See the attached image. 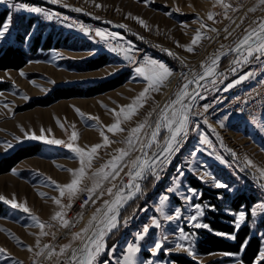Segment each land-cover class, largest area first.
Masks as SVG:
<instances>
[{
	"label": "rangeland",
	"instance_id": "374dc122",
	"mask_svg": "<svg viewBox=\"0 0 264 264\" xmlns=\"http://www.w3.org/2000/svg\"><path fill=\"white\" fill-rule=\"evenodd\" d=\"M223 4L231 7H223L218 0H58L57 3L0 0V16L5 13L0 30L7 26V31L0 37V49L17 46L23 50L26 59L20 68L0 69V160L25 146L36 151L0 173V196L5 198L0 200V249H3L0 264H56L80 240L73 239L74 234L83 235L82 230L97 209L111 197L107 190L111 188L114 194L117 188H126L124 186L131 180L128 173L134 172L133 161L140 158L145 149L141 150V142L147 143L150 139L161 111L188 77L182 69L188 66L190 74L200 72L225 47L236 44L245 32L264 18V5L259 0H223ZM241 7L243 13L238 15ZM31 8L41 11L32 12ZM251 8L256 10L249 11ZM65 10H72L99 25L98 31L102 35L70 25L64 16ZM136 18L143 20L144 25ZM115 25L123 27L117 29ZM197 32L202 38L193 45ZM219 32L225 33L220 40L222 46L214 45L213 39ZM108 35L120 40L128 37L131 52L118 57L111 46L98 49L97 42L106 40ZM142 35L155 39L160 48L150 53L141 52L137 38ZM185 46H191L193 50L187 51ZM100 54H106L104 65L84 68L87 61ZM246 55L244 49L229 54L220 62L215 75L197 88V99L192 108L194 114L202 116L206 102L212 96L235 86L245 88L258 77L257 62L262 54L254 53L245 62ZM143 57L146 62L152 60L165 65L172 75L158 91L149 89L143 106L137 107L131 119L124 120L121 109L126 111L127 106L133 105L149 88L144 75L136 71L138 67L146 70L149 67L141 62ZM179 71H182V78L176 85L174 79ZM241 77L247 78L241 80ZM112 80L120 82L116 87L92 96L54 98L60 87ZM237 80L240 82L236 83ZM118 119L123 131L114 134L108 128ZM141 123H145V127L139 133V140L133 139L130 146L127 140L131 130ZM217 123L225 131V126L231 124L228 147L240 161L237 169H228L225 157L212 150L217 133L202 121L192 120L183 141L170 155L166 154L167 160L156 168L158 173L161 167L167 169L166 175L159 174L160 179L156 180L149 174L140 185L142 192L120 211L119 226L105 236V247L96 264H123L129 245L139 249L134 257L136 264H174L171 255L176 254L200 264H244L238 253H199L198 241L210 228L194 225H208L205 218L210 216L209 212L227 214L235 227L239 213L243 212L245 219L240 226L248 224L252 233L262 238L261 251L264 250V227L261 225L264 208L258 207L264 204V178L247 164V160H251L257 168L264 169V115L241 118L237 113V119H234L231 114L224 113ZM73 132L77 134L76 139H72ZM102 132L110 141L107 145H104ZM32 135L44 139H30ZM166 135L167 129L161 127L157 142L146 148V153L150 155L158 150L157 145L161 146ZM46 140L63 143H46ZM204 140L208 142H202ZM97 144L102 147L94 155L91 167L86 168V176L79 185L81 189L93 186L94 180L98 179L94 173L118 156L119 149L128 151L129 155L118 162V175L102 181L86 209L89 212L87 221L77 224L74 219L70 222L66 216L69 204L87 191H80L70 198L67 192L61 196L58 186L70 183L73 174L69 170L81 167L80 157L73 148L87 152ZM160 158L164 159L163 156ZM218 183L225 187H216ZM170 188L173 190L169 191ZM241 196L247 202L251 201L249 207L245 204L238 208L233 206ZM56 200H60L59 205ZM6 201H14L23 207L13 208ZM24 207L28 211H24ZM57 212H62L63 219L69 222L68 227H64L59 219H53ZM170 216L173 218L168 219ZM193 216L196 220L191 219ZM37 218L44 225L46 235H41ZM69 228L70 232L65 236L63 232ZM221 236L232 239V236ZM156 243L161 244L159 249L155 248ZM69 244L71 248L61 254L60 249ZM53 251L55 254L50 255ZM259 260L258 255L256 262Z\"/></svg>",
	"mask_w": 264,
	"mask_h": 264
},
{
	"label": "snow or ice",
	"instance_id": "6c2138e0",
	"mask_svg": "<svg viewBox=\"0 0 264 264\" xmlns=\"http://www.w3.org/2000/svg\"><path fill=\"white\" fill-rule=\"evenodd\" d=\"M52 3H57L58 0H51ZM218 3H221L223 7L228 8L231 7V5L223 4V0H218ZM259 3L261 5H264V0H259ZM99 7V5H97ZM32 12H40L41 9L39 8H31L29 9ZM255 8L249 9V11H255ZM138 22L143 26L144 21L139 20ZM209 19H212V15L209 14ZM255 23V22H254ZM123 27V25H121ZM203 27V25H202ZM7 31V26H4L2 30H0V37L4 35V32ZM212 31H215V29H212ZM227 31V30H226ZM98 36L102 35L99 31L96 33ZM230 34V33H229ZM200 32H197L196 35L193 37L192 44L195 45L200 39H201ZM187 51H192L191 46H185ZM241 49H244L246 51L247 55L244 57V61L247 62L248 57H252L254 53H261L264 54V21H261L257 28L252 29V31L247 32V34L239 41L236 49L234 51L240 52ZM115 50V49H114ZM219 56L211 60V63L204 68L203 75L199 76L200 80H203L205 77L213 76L215 75V67L218 64ZM149 67L147 70L143 67H138L136 69L137 73L143 74L144 78L149 82V88H146L144 92L140 94L139 97L133 102V105L127 106V110L121 109V112L124 115V120H129L131 117L136 113L137 107H142V101L145 99V94L149 91V89L158 91L160 86L163 85L164 81L172 75L170 70L163 64H159L156 61L149 60L146 62ZM147 71V74L145 72ZM251 75V74H249ZM247 77H241V80L246 79ZM194 81H189V83H192ZM240 80H237L236 83H239ZM233 85H229V87H232ZM188 85L185 84L184 87L176 93V100L172 101L171 105L166 106L164 110L161 111L160 120L156 123L155 129L151 132V137L147 141V143L141 142V150L144 148H151L154 143L157 142V137L160 134L161 127L167 128L168 132L170 133V136L166 138L165 145L161 149L160 153H153V157L149 158L147 156V153L144 154V159L137 158L136 161H133V167L135 168V172H129L128 175L131 177V180L128 185H125L124 187L128 188L129 191L125 195L123 188L119 189L115 194H113L112 189L109 188L108 194L110 196L114 195V198L111 201H104V212L102 218L99 220L96 230L92 232V234L89 236L87 233L89 232V229L93 227V221H96V215L92 217V219L89 221L88 227L82 230L83 234L76 233L73 236V239H82L84 240L83 247L79 249V254H77V250H73L70 258H69V264H96V261L104 249V238L107 236L112 230L116 229L119 226L120 221L118 220L120 209L128 202V200L132 199L137 193H141L142 189L140 187L139 183H135L136 180H143L146 179L149 174H151L156 180L160 179L159 173L156 171L157 167H160L164 164V162L167 160V155H170L175 149V145L179 143L178 137L181 136L182 133H186L187 125L189 123V111L190 108L188 105H184L182 101L185 97L191 95V98L194 100L196 93L190 94L187 91ZM227 90V89H226ZM180 104L181 107L179 109H172L171 116L168 115L167 109L171 108L172 105ZM135 105V106H134ZM207 106H205L206 110ZM77 112L79 110L77 109ZM97 119V118H92ZM121 121L118 119L115 123H113L111 126H109L108 130L110 132H113L114 134L119 131H123V129L120 127ZM146 123V122H145ZM145 123L139 124L136 128H133L131 130L129 139L127 140V143L132 146L133 139L139 140V133L144 129ZM101 135L104 137V145H107L110 143L107 136H104V133L102 132ZM30 139H44L43 137H37L35 135H32L29 137ZM77 134L75 132L72 133V139H76ZM46 143H54V144H61L62 141L59 140H46ZM204 143H207V140L202 141ZM159 147V145H157ZM68 147H72L71 145H68ZM102 145L97 144L91 147L90 151L85 152L81 148H73V151L80 157L81 167L78 170H69L72 171L73 179L70 183L64 185V186H58L60 190L61 196L65 195V192H67V195L71 198L75 196L80 191H87L89 200L92 199L93 195L96 194L97 189L101 187V183L103 180H107L110 176L114 177L115 175H118V168H119V161H122L125 156L129 155L128 151L124 149H119V155L114 156L108 163L103 165L100 169L97 170V172L94 173V176L98 179L94 180L93 186L91 188L81 189L79 185L83 182V179L86 176V168L91 167V161L94 158V155L97 153V150L101 148ZM161 156L164 157L163 160H161ZM247 164L253 168H256L257 172H259L260 177L264 178V169L257 168L256 165L253 164L251 160H247ZM106 169H108L106 171ZM55 183V182H53ZM115 187V185H113ZM216 187H225V185L222 184H216ZM173 189H169V191H172ZM100 195H103L101 192ZM5 198L0 196V200H4ZM166 199V198H165ZM7 203H10L13 208H19L23 207L22 205H19L15 203L14 201H6ZM58 205L60 204V200L55 201ZM94 202V201H93ZM88 201L86 200L84 204H87ZM161 205H163L164 200L162 199L160 201ZM70 206V205H69ZM83 206V205H82ZM199 205H196V208L199 209ZM260 208H264V204L258 205ZM24 211H28L26 207H24ZM101 210L97 209V212L99 213ZM202 215V213H200ZM173 217H168V219H172ZM53 219H59L64 227L69 226V222L67 220L63 219L62 212H57ZM192 220H196V216L191 217ZM245 219V214L243 212L239 213L238 220L236 222V227L239 228L240 223H242ZM37 223L39 224V227L41 228V235H46V233L43 232L44 225L39 223V220L37 218ZM126 223V221H125ZM196 228H207L208 225L206 224H200L196 223L194 225ZM147 228L144 229L145 232H147ZM217 235H224L222 233H217ZM142 238V237H141ZM184 238L183 236L181 237ZM232 239L235 237L232 236ZM161 247L160 243H156L155 248L159 249ZM71 248V245H65L60 249V253L64 254L67 249ZM0 251H3V249H0ZM139 251V249L133 245H129L127 248V255L124 257L123 264H136V261L134 259L135 254ZM55 254L54 251L50 253V255ZM259 258L261 260H264V250H262L259 254Z\"/></svg>",
	"mask_w": 264,
	"mask_h": 264
},
{
	"label": "built area",
	"instance_id": "2783aa9c",
	"mask_svg": "<svg viewBox=\"0 0 264 264\" xmlns=\"http://www.w3.org/2000/svg\"><path fill=\"white\" fill-rule=\"evenodd\" d=\"M241 8L238 10V15H240V13H243V9ZM64 16L66 21L70 25L76 28H80L83 31L89 30L90 33H95L99 30V25L95 24L94 22H90L89 20L85 19L84 16L79 15L72 10H65ZM114 27L117 29L121 28L119 26ZM125 33L126 36H130L127 31H125ZM224 35V32H219L216 35L215 39H213L214 45L222 46L220 40ZM128 37L124 40H120L119 38L108 35L106 40H99L96 44V47L98 49H102L104 48V46H111L115 49L114 53L118 57H122L131 52V40ZM137 43L140 47L141 52L144 53H150L153 50L160 48L155 44V40L145 35L139 36L137 38ZM223 43L225 44V41H223ZM226 48L227 47H225V49ZM224 50L221 53H223ZM227 56H229V54L222 57V60ZM141 62L146 63V58L143 57L141 59ZM206 106V110L203 111L202 122L206 125L209 123H215V125L217 126V129H213V131L217 133V138L215 144L212 146V150L215 153L225 157L228 169H237V165L238 163H240V161L237 159L236 154L228 147L230 146V144L227 139V135L228 133L232 132V130L229 128L230 123L225 126V129H227V131H225L219 126V124L217 123V119L224 113L231 114L235 119H237V113L241 118H259L264 115V71L260 72L258 77L254 78L251 83L245 88L235 86L232 90L224 91L212 96L207 100ZM184 137L180 142L183 141ZM160 171L159 174L162 176H165L167 173V169H165L164 167H161ZM126 180L127 178L125 177L124 181ZM92 199L89 200L87 192H82L74 200H72V202L69 204L70 206H68V211L66 214L70 222H73L74 219L77 220L83 215V213H85ZM86 200L88 201V203L84 204ZM56 264H64V262H62L59 258Z\"/></svg>",
	"mask_w": 264,
	"mask_h": 264
},
{
	"label": "trees",
	"instance_id": "16d2710c",
	"mask_svg": "<svg viewBox=\"0 0 264 264\" xmlns=\"http://www.w3.org/2000/svg\"><path fill=\"white\" fill-rule=\"evenodd\" d=\"M5 13L0 16V23L3 21ZM24 52L17 46H6L0 49V69L20 68L25 64ZM107 62L106 54H100L91 58L85 63V69H95L101 67ZM119 80L109 82H96L87 86H65L56 90L54 98L73 97V96H92L118 85ZM52 98V99H54ZM51 101V100H50ZM47 103V102H44ZM36 151L31 146L21 147L13 154L3 157L0 160V173L6 172L12 168L19 160L27 156L35 154ZM193 186L196 187V182L193 181ZM242 204L249 207L251 201H246L244 196L239 197V200L233 202V206L238 208ZM210 216H206L205 222L208 224L209 230H205L197 244L199 253L210 252H228L240 254L241 261L244 264H264V260L256 259L261 251L262 238L257 234L252 233L248 224H243L236 228L230 222L231 218L227 214L218 212H209ZM264 227V219L261 222ZM222 233L226 236H234V239H228L224 236L217 235ZM171 261L174 264H200L190 257L176 254L171 255Z\"/></svg>",
	"mask_w": 264,
	"mask_h": 264
},
{
	"label": "bare ground",
	"instance_id": "6f19581e",
	"mask_svg": "<svg viewBox=\"0 0 264 264\" xmlns=\"http://www.w3.org/2000/svg\"><path fill=\"white\" fill-rule=\"evenodd\" d=\"M46 1H49L50 3H51V0H46ZM242 9V8H241ZM261 21H264V18L261 20ZM260 21V22H261ZM260 22H258V24H256V25H254L250 30H248L247 32H250V31H252V29H255V28H257L258 27V25H259V23ZM115 26H117V25H115ZM246 33V32H245ZM247 34V33H246ZM245 34V35H246ZM245 35H243V37L245 36ZM242 37V36H241ZM242 37V38H243ZM242 38H240L239 39V41L242 39ZM155 40V39H154ZM239 41L236 43V44H234L233 46H231V47H227L225 50H224V52L223 53H221V54H218L217 56H219V60H218V64H217V66L215 67V73L218 71V68H219V65H220V62L222 61V57H224V56H226V55H228V54H232V53H237V51H234V49H236V47H237V45H238V43H239ZM242 50V49H241ZM179 52V51H178ZM177 52V53H178ZM182 53V52H181ZM184 54V53H183ZM182 54V55H183ZM181 55V56H182ZM199 55V54H198ZM216 56V57H217ZM215 57V58H216ZM188 58V57H187ZM181 59H183V57H181ZM184 59H186V58H184ZM186 61V60H185ZM194 61H196V60H194ZM211 63V62H210ZM209 63V64H210ZM209 64H207V65H204L203 67H202V70H200V72H198V73H196V74H190L189 72H188V68H190V67H188V66H186V67H184L183 69H182V71H184V73L183 74H187L188 73V77L187 78H185L184 79V81L186 82V84L188 85V88H187V91L190 93V94H192V93H196V94H198V91H197V88L205 81V80H207V79H209L211 76H209V77H205L203 80H200L199 79V76H201V75H203V72H204V68L205 67H207ZM181 71V72H182ZM181 72L179 71V73H177V75H176V79H174V84H176L177 82H178V80L180 79V78H182L181 77ZM189 81H194V82H192V83H189ZM177 85V84H176ZM184 82H183V85L181 86V88H179L178 90H177V92H179L183 87H184ZM172 86H173V83H172ZM176 92V93H177ZM169 94H167L166 96H168ZM197 97V95L195 96V99H197L196 98ZM195 99L193 100L192 98H191V95H189V96H187V97H185L184 98V100L182 101V103L184 104V105H188L189 106V108H190V111H189V113H188V115H189V123L192 121V120H195V119H197V120H199V121H203V117L202 116H198V115H196V114H194L193 112H192V108H193V105H194V102H195ZM176 100V95L174 96V98L166 105V106H168V105H171L172 104V101H175ZM166 106H165V108H166ZM181 107V105L180 104H175V105H172V107L171 108H168L167 109V112H168V115L169 116H171V112H172V109L173 108H175V109H179ZM164 108V109H165ZM189 123H188V125H189ZM187 125V126H188ZM208 126H209V128L210 129H217L216 127V125H215V123H209V124H207ZM167 129V128H166ZM187 134V129H186V133H182L181 134V136H179L177 139H178V141L180 142L181 140H182V138L185 136ZM170 136V133L168 132V130H167V135H166V138H168ZM230 137H233V139H236V136H234V135H231ZM166 138H164L165 140H166ZM230 139V138H229ZM165 140L162 142V144H161V146L160 147H158V150H155L154 152H152L150 155L147 153V156L149 157V158H152L153 157V153H157V154H159L160 153V151H161V149L164 147V145H165ZM234 141V140H233ZM238 141H240V140H238ZM177 145V144H176ZM175 145V146H176ZM234 145V144H233ZM174 146V147H175ZM237 148V147H236ZM146 151H147V149L145 148L144 149V151H143V153L145 152L146 153ZM142 153V156L140 157V159H144V154ZM134 172H135V168H134ZM133 172V173H134ZM130 177V176H129ZM130 182V181H129ZM129 182H127V185L129 184ZM136 182L137 183H139L140 185H141V183H142V180H136ZM119 189H121V188H117V190H116V192L119 190ZM123 191H124V194L127 192L128 193V191H129V189L128 188H123ZM115 192V193H116ZM114 193V194H115ZM126 195V194H125ZM137 195V194H136ZM135 195V196H136ZM114 198V195L113 196H111L107 201H111L112 199ZM134 198V197H133ZM132 198V199H133ZM132 199H130V200H128V202L125 204V205H127ZM125 205L120 209V211L125 207ZM101 211L98 213L97 211H96V213H95V215H96V221H93V227L91 228V229H89V232L87 233V235H91L92 234V232L94 231V230H96V227H97V224H98V222H99V220L102 218V216H103V212H104V204H103V206L101 207V208H99ZM88 216H89V212H85V213H83V215L79 218V219H77V220H75L76 222H77V224H78V222L80 223V222H86L87 221V219H88ZM89 224V223H88ZM88 224L86 225V227H88ZM69 233L70 232V228L67 230V231H65V232H63V234L65 233V236H66V233ZM59 234V233H58ZM60 235V234H59ZM84 235V234H83ZM83 243H84V240H82V239H80L72 248H71V250L66 254V255H64V256H61L60 257V260L62 261V262H64V264H69V258H70V256H71V254H72V252H73V250H77V254H79V249L80 248H82L83 247Z\"/></svg>",
	"mask_w": 264,
	"mask_h": 264
},
{
	"label": "crops",
	"instance_id": "0c3cea01",
	"mask_svg": "<svg viewBox=\"0 0 264 264\" xmlns=\"http://www.w3.org/2000/svg\"><path fill=\"white\" fill-rule=\"evenodd\" d=\"M257 70H259L260 72L264 71V54L260 55V57L258 58V62H257Z\"/></svg>",
	"mask_w": 264,
	"mask_h": 264
},
{
	"label": "water",
	"instance_id": "95a60500",
	"mask_svg": "<svg viewBox=\"0 0 264 264\" xmlns=\"http://www.w3.org/2000/svg\"><path fill=\"white\" fill-rule=\"evenodd\" d=\"M184 84H186V82H184Z\"/></svg>",
	"mask_w": 264,
	"mask_h": 264
}]
</instances>
